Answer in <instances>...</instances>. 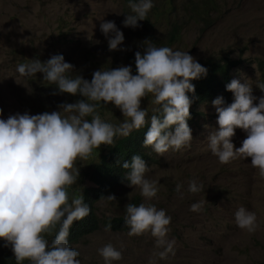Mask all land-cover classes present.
<instances>
[{
  "label": "clouds",
  "instance_id": "9594fccd",
  "mask_svg": "<svg viewBox=\"0 0 264 264\" xmlns=\"http://www.w3.org/2000/svg\"><path fill=\"white\" fill-rule=\"evenodd\" d=\"M127 3L131 14L125 16L122 24L133 28L154 6L153 0ZM99 30L107 38L109 51L125 50L123 33L114 21L101 19ZM134 64V73L131 65H120L94 70L90 80L79 74L69 75L73 65L59 53L44 61L33 58L16 66L21 76L41 73L42 80L55 85L58 93L80 97L71 103H59L58 110L51 112L30 115L26 111L0 118V239L4 247L10 246L16 264L25 260L29 264H81L79 251L69 245L67 237L71 224L87 216L90 209L82 191L71 197L67 191L79 177L74 162L101 145L112 146L115 138L128 137L133 130L143 128L148 110L141 102L148 95L151 103L158 106L153 111L159 114L148 118L142 145L151 146L159 156L169 149L188 147L192 134L210 124L204 143L219 164L210 171L207 196L212 198L219 179L214 175L221 173L224 164L239 158L250 157L251 166L264 178V95L254 96L252 84L231 79L230 75L225 90L200 104L199 116L187 123L192 103L188 93L194 92L191 81L207 74L206 65L197 62L188 51L155 46L147 39L143 41V52L134 53ZM256 85L264 93V84ZM100 102H111L124 119L118 124L102 119L97 111ZM120 166L128 170L124 174L128 186L138 187L145 201L124 206L123 222L128 235L149 233L158 249L155 257L166 259L174 255L175 240L168 237L171 217L148 202L159 191V178L145 176L149 166L138 154ZM181 189L177 183L174 191L182 199ZM201 190L195 179L189 180L187 192L195 194ZM203 203L194 202L189 210L198 212ZM234 222L248 233L258 226L256 213L244 206L234 212ZM110 227L106 225L105 230ZM45 234L52 235V239L49 241ZM122 248L123 245L118 248L109 242L97 253L104 264H113L122 258ZM149 264H153L152 259Z\"/></svg>",
  "mask_w": 264,
  "mask_h": 264
},
{
  "label": "rangeland",
  "instance_id": "374dc122",
  "mask_svg": "<svg viewBox=\"0 0 264 264\" xmlns=\"http://www.w3.org/2000/svg\"><path fill=\"white\" fill-rule=\"evenodd\" d=\"M153 3L146 18L133 28L122 24L131 14L126 0H0V118L26 111L30 115L51 112L61 102L80 98L58 93L41 73L21 76L16 72L18 64L33 58L44 61L59 53L73 65L71 76L90 80L94 70L120 65H131L134 73V53L143 52L146 39L155 46L188 51L203 66L209 60L228 59L231 79L247 80L254 96L263 95L256 84H262L264 77V0ZM101 19L114 21L122 31L125 50H108L107 38L99 30ZM174 30L176 41L170 37ZM151 100L148 95L141 102L148 110L146 123L158 107ZM97 111L113 124L124 119L111 102H100ZM208 127L198 128L188 147L157 155V163L145 173L149 179L159 178V191L148 202L171 217L168 237L175 240V254L159 259L149 233L129 236L128 231H106L102 226L78 245L81 264H104L97 249L109 242L118 248L123 245L122 258L113 264H149L150 259L153 264H264V178L251 166L250 157L239 158L214 175L219 179L212 198L207 196L210 171L219 164L204 143ZM99 148L105 152L107 147ZM92 154L74 162L83 176L98 161ZM192 179L202 186L195 194L186 191ZM177 183L182 185V199L174 191ZM84 184L90 185L87 178ZM112 197L98 204L102 220L124 216V206L134 197L137 205L145 202L136 186H119ZM198 201L204 202L202 210L190 211L189 206ZM239 206L256 213L258 226L253 233L236 226L234 212ZM0 246L4 248L2 239Z\"/></svg>",
  "mask_w": 264,
  "mask_h": 264
},
{
  "label": "trees",
  "instance_id": "16d2710c",
  "mask_svg": "<svg viewBox=\"0 0 264 264\" xmlns=\"http://www.w3.org/2000/svg\"><path fill=\"white\" fill-rule=\"evenodd\" d=\"M205 6L207 7V5ZM170 37L176 41L178 31L174 30ZM230 64V61L223 58L209 60L205 66L207 74L191 81L194 85V92L188 93L192 103L189 108L190 118L187 123L190 119L199 116L200 104L213 100L225 90V85L230 80L229 72L232 67ZM262 84H264V77ZM156 114L158 115L159 113ZM147 127L148 123L139 130H133L128 137L115 138L114 144L106 146L105 152H100V148L93 149V156L91 157L95 156L98 161L91 167V172L87 171L84 176L83 172H80L76 183L67 189L70 197L73 195L79 196L82 191L84 202L88 204L90 209L87 216L80 220H75L71 224L67 237L71 247L78 250V245L85 238L97 232L102 226L109 224L111 226L109 230L128 231V227L123 222V216L102 220L98 215V204L102 199L114 195L119 186H128L124 178V174L128 170L120 166L124 160L130 159L133 154H138L148 166L157 163V154L152 150L151 146L142 145ZM86 178L90 185L84 184ZM132 201L133 204H137V197H134ZM45 235L49 241L52 239V235ZM0 264H16L10 246L4 248L0 246ZM23 264H29V261L25 260Z\"/></svg>",
  "mask_w": 264,
  "mask_h": 264
}]
</instances>
